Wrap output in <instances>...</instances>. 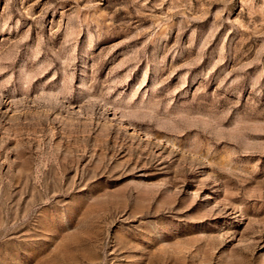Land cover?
<instances>
[{"label": "rangeland", "instance_id": "rangeland-1", "mask_svg": "<svg viewBox=\"0 0 264 264\" xmlns=\"http://www.w3.org/2000/svg\"><path fill=\"white\" fill-rule=\"evenodd\" d=\"M0 264H264V0H0Z\"/></svg>", "mask_w": 264, "mask_h": 264}]
</instances>
